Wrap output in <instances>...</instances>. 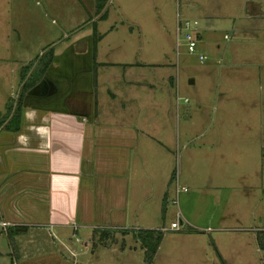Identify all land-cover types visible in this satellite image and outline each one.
<instances>
[{
	"label": "crops",
	"instance_id": "obj_1",
	"mask_svg": "<svg viewBox=\"0 0 264 264\" xmlns=\"http://www.w3.org/2000/svg\"><path fill=\"white\" fill-rule=\"evenodd\" d=\"M127 1L116 2V23L109 25L107 7L106 17L100 18L95 0H76L93 15L62 19L59 34L48 39L50 64L22 93L19 121H9L10 116L0 123V219L8 222L0 229L1 241L10 249H3L5 264L10 254L19 264H38L43 257L65 264L70 258L60 248L72 256L83 254L97 237L105 246L121 239L124 248L125 237L130 236L136 248L140 244L134 231L162 228L153 225L161 203L163 207L167 202L172 145L183 129L174 116L175 80L167 68L171 54L164 49L156 52L154 61L144 57L150 49L137 44L136 36L145 38L146 23L129 16ZM224 3L225 8L218 2L214 10L192 5L177 13L196 20L201 15L209 20L234 19L241 13L252 21L249 26L233 25L232 34L258 32L252 23L264 18V0ZM177 13L163 30L173 33L175 44ZM193 31L200 40L199 21ZM199 42L197 55L203 54L198 52ZM2 59L14 61L12 70L20 80L21 68L31 58L23 54ZM226 66L216 93L242 103L246 102L242 97H249L250 105L257 102L261 91L253 97L254 89H248L244 76L229 81L237 73ZM209 84L215 88L213 81ZM9 96L7 82H0L1 115ZM185 148L193 159L197 148L188 144ZM184 188L177 182L176 194ZM177 219L181 227L180 212ZM186 222L194 228L191 220ZM170 224L165 231L180 230ZM254 240L257 245L255 235Z\"/></svg>",
	"mask_w": 264,
	"mask_h": 264
},
{
	"label": "rangeland",
	"instance_id": "obj_2",
	"mask_svg": "<svg viewBox=\"0 0 264 264\" xmlns=\"http://www.w3.org/2000/svg\"><path fill=\"white\" fill-rule=\"evenodd\" d=\"M117 1L106 0L109 25L116 23ZM216 4L226 7L224 0H128L125 6L130 17L146 23L145 38L136 36L137 44L150 49L144 57L154 61L159 56L156 52L164 49L171 54L172 64L167 68L175 80L174 116L183 131L178 142L174 137L168 198L163 207L161 203L153 227L169 226L180 212V230L163 233L150 262L145 259V249L133 247V238L127 236L124 248L121 239L105 246L98 237L96 244L87 245L86 253L76 256L62 247L70 258L65 264H264V250L254 240V229L264 227V18H255L252 23L257 26L256 34H232L233 25L249 26L251 19L241 13L234 19L197 16L202 28L198 52L206 55L200 60L196 53L188 52L184 42L177 53L173 33L163 31L173 24L177 11L186 12L192 5L214 10ZM93 13L76 0H0V82H7L9 97L16 99L20 80L12 70L14 61L6 63L2 58L24 54L33 61L48 47V39L59 34L64 17ZM118 14L127 15L123 11ZM225 64L237 73L229 81L244 76L248 89H254L253 97L261 91L257 102L250 105L249 97H242L246 100L242 103L216 93L220 79H224ZM191 79L194 83H189ZM186 144L197 148L193 159ZM177 182L187 190L176 194ZM173 198L176 203L171 202ZM186 220L199 232L183 235ZM2 229L0 264H5L3 249H10L1 241ZM50 260L43 257L38 264H53ZM11 261L19 264L13 254L9 264Z\"/></svg>",
	"mask_w": 264,
	"mask_h": 264
},
{
	"label": "trees",
	"instance_id": "obj_3",
	"mask_svg": "<svg viewBox=\"0 0 264 264\" xmlns=\"http://www.w3.org/2000/svg\"><path fill=\"white\" fill-rule=\"evenodd\" d=\"M106 0H95L96 14L100 13V18L106 17L107 10L105 8ZM104 9V10H103ZM96 38V34H95ZM53 57V52L50 47H46L45 50L33 61L28 62L21 68L20 71V91L17 98L10 99L6 103V111L4 114H0V123L4 122L11 116L9 121L17 123L20 119V103L22 93L38 79L42 72L48 67ZM187 232H199L195 228H185ZM163 231L161 229H149L143 228L134 231V237L139 242L140 246L145 249L146 261L150 262L163 237ZM10 234V231H9ZM255 239L260 249L264 250V230H259L255 233Z\"/></svg>",
	"mask_w": 264,
	"mask_h": 264
},
{
	"label": "built area",
	"instance_id": "obj_4",
	"mask_svg": "<svg viewBox=\"0 0 264 264\" xmlns=\"http://www.w3.org/2000/svg\"><path fill=\"white\" fill-rule=\"evenodd\" d=\"M198 24V21L196 19H185L181 18L179 13H177V28H176V47L180 46L181 42H184L186 45V49L188 52H197V45L199 38L197 37V34L193 31V27ZM178 51V50H177ZM199 59H205V55L202 53L198 54ZM186 190V188H184ZM8 222L1 220L0 225L6 226ZM179 220H175L171 222L170 228H179ZM162 231L167 230V227L164 226L161 228ZM259 230H264V227H256L254 229L255 233Z\"/></svg>",
	"mask_w": 264,
	"mask_h": 264
},
{
	"label": "water",
	"instance_id": "obj_5",
	"mask_svg": "<svg viewBox=\"0 0 264 264\" xmlns=\"http://www.w3.org/2000/svg\"><path fill=\"white\" fill-rule=\"evenodd\" d=\"M190 81H192L193 82V80L191 79Z\"/></svg>",
	"mask_w": 264,
	"mask_h": 264
}]
</instances>
